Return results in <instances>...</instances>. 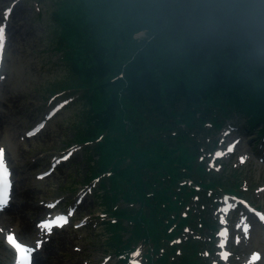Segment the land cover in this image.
<instances>
[{"label": "trees", "instance_id": "trees-1", "mask_svg": "<svg viewBox=\"0 0 264 264\" xmlns=\"http://www.w3.org/2000/svg\"><path fill=\"white\" fill-rule=\"evenodd\" d=\"M53 1L71 76L53 99H85L74 142L96 157L89 177L131 206L109 210L110 250L120 264H212L221 197L242 187L207 154L230 119L264 138V0Z\"/></svg>", "mask_w": 264, "mask_h": 264}, {"label": "rangeland", "instance_id": "rangeland-1", "mask_svg": "<svg viewBox=\"0 0 264 264\" xmlns=\"http://www.w3.org/2000/svg\"><path fill=\"white\" fill-rule=\"evenodd\" d=\"M54 8L53 0H0V140L7 134L14 147L3 152L12 185L7 210L0 207V264H15L14 241L26 244L34 257L57 244L48 264H120L110 250L115 241L108 229L114 220L109 210L131 206L114 201L113 191L89 177L96 157L74 142L76 130L84 126L85 99L77 92L53 99V91L71 81L52 44ZM245 121L237 125L230 119L207 154L209 167L222 173L219 180L242 187L239 199L222 196L216 212L224 229L225 238L216 233V246L224 243L217 253L223 264H264V217L243 207L244 202L264 216V138L246 131ZM17 203L23 208L11 214ZM64 217L68 223L50 234L40 227L50 221L63 224ZM129 230L121 233L123 241ZM217 257L210 256V263L219 264Z\"/></svg>", "mask_w": 264, "mask_h": 264}, {"label": "snow or ice", "instance_id": "snow-or-ice-1", "mask_svg": "<svg viewBox=\"0 0 264 264\" xmlns=\"http://www.w3.org/2000/svg\"><path fill=\"white\" fill-rule=\"evenodd\" d=\"M2 39H3V36L0 35V40H2ZM40 127L42 129L44 127V125H41ZM30 135H31V133H30ZM0 171L3 172L4 177H5V182L7 183L8 182L7 181V178H8V176H10V171L7 168L6 164L4 163V160H3V152L2 151H0ZM40 179H44V177L41 176ZM10 187H11V185L9 183V188ZM0 204H5L6 205L7 204V199H4L3 201H0ZM55 206H56L55 204H50L49 205V207H55ZM63 219H64V223L63 224H56V223H53V222L50 221L48 223L41 224L40 227L43 228V229H45L46 231H48L49 234H50L52 228H63L64 225L68 223V218L67 217H64ZM17 246L20 247V245H17ZM26 251H28L29 254H30L29 255V260L27 261V264H31V258H30V256H31V253H32L33 250L26 249Z\"/></svg>", "mask_w": 264, "mask_h": 264}, {"label": "bare ground", "instance_id": "bare-ground-1", "mask_svg": "<svg viewBox=\"0 0 264 264\" xmlns=\"http://www.w3.org/2000/svg\"><path fill=\"white\" fill-rule=\"evenodd\" d=\"M0 176H1V174H0ZM0 192H1V189H0ZM8 206H4L2 208L4 210H7ZM21 207L23 208V205L21 203H17L16 205H14V208L10 209V212L12 211L11 214L20 211L19 208H21ZM56 250H57V244L56 245L54 244V245H48V247L45 248V249H43V251H36L35 257H34V254L31 253V256H33L32 257V261H31V264H48V261H49L48 258L51 255H53Z\"/></svg>", "mask_w": 264, "mask_h": 264}, {"label": "clouds", "instance_id": "clouds-1", "mask_svg": "<svg viewBox=\"0 0 264 264\" xmlns=\"http://www.w3.org/2000/svg\"><path fill=\"white\" fill-rule=\"evenodd\" d=\"M10 150H14V147H11V137L5 134L4 139L0 140V151L7 153Z\"/></svg>", "mask_w": 264, "mask_h": 264}, {"label": "water", "instance_id": "water-1", "mask_svg": "<svg viewBox=\"0 0 264 264\" xmlns=\"http://www.w3.org/2000/svg\"><path fill=\"white\" fill-rule=\"evenodd\" d=\"M259 1V5L261 6L262 5V1L261 0H258ZM138 36H139V34H138Z\"/></svg>", "mask_w": 264, "mask_h": 264}]
</instances>
